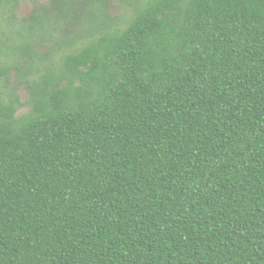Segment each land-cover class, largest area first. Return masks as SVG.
I'll list each match as a JSON object with an SVG mask.
<instances>
[{"label": "trees", "instance_id": "16d2710c", "mask_svg": "<svg viewBox=\"0 0 264 264\" xmlns=\"http://www.w3.org/2000/svg\"><path fill=\"white\" fill-rule=\"evenodd\" d=\"M137 3L2 12L0 264H264V0Z\"/></svg>", "mask_w": 264, "mask_h": 264}, {"label": "rangeland", "instance_id": "374dc122", "mask_svg": "<svg viewBox=\"0 0 264 264\" xmlns=\"http://www.w3.org/2000/svg\"><path fill=\"white\" fill-rule=\"evenodd\" d=\"M0 49L8 52L10 42L8 38L14 31V25L8 22V18L2 12H10L9 18L22 20L29 17L37 6L47 4L51 0H0ZM114 2L110 15L122 21L125 11L135 8V4L141 3L142 0H112ZM137 3V4H138ZM135 5V6H134ZM22 99H26V94L22 93ZM27 109H23L21 112H25Z\"/></svg>", "mask_w": 264, "mask_h": 264}]
</instances>
